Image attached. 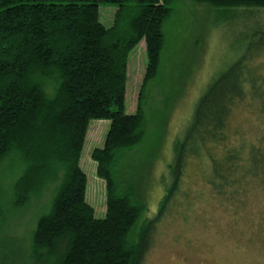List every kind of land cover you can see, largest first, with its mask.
<instances>
[{"label":"trees","instance_id":"1","mask_svg":"<svg viewBox=\"0 0 264 264\" xmlns=\"http://www.w3.org/2000/svg\"><path fill=\"white\" fill-rule=\"evenodd\" d=\"M175 1L0 0V163L14 154L23 164L13 182V206L56 184L31 234L28 261L21 264H142L158 223L183 193L193 158L207 160L206 182L233 209L244 204L250 188L264 186V131L250 142L229 129L234 108L248 95L264 115V76L249 64L254 52L264 50L263 25L257 40L194 103L173 140L167 176L160 179L163 195L151 216H144L147 205L133 178L119 171L125 151L145 134L146 88L158 73L163 25ZM192 1L232 14L264 8V0ZM105 4L115 6L110 25L101 20ZM142 40L146 65L136 108L129 112L128 63ZM91 119L110 120L103 145L91 152L105 182L102 217L87 200L80 165Z\"/></svg>","mask_w":264,"mask_h":264},{"label":"rangeland","instance_id":"2","mask_svg":"<svg viewBox=\"0 0 264 264\" xmlns=\"http://www.w3.org/2000/svg\"><path fill=\"white\" fill-rule=\"evenodd\" d=\"M114 10L112 4L101 5L105 25L111 24ZM230 11L217 10L208 3L176 0L163 25L165 43L159 70L146 88L145 134L140 144L125 151L119 163L120 173L133 178L138 197L147 205L144 216L155 212L163 195L160 179L167 176L173 140L189 120L197 98L245 52L249 42L257 40L260 26L264 27V8L249 13ZM249 64L264 76V50L254 52ZM145 65L142 40L128 63L129 112L136 108ZM261 112L259 102L248 95L234 108L230 131L256 141L264 131ZM109 123L108 119L90 120L80 158L87 175V200L100 217L106 210L105 182L96 174L91 152L103 145ZM22 168L21 159L14 154L0 163V264L28 261L31 234L37 218L49 208L56 185L50 183L28 203L15 207L13 182ZM209 171L205 158L188 162L181 182L183 193L175 200L172 212L158 223L142 264H264V186L250 188L244 204L233 209L212 192L205 180Z\"/></svg>","mask_w":264,"mask_h":264}]
</instances>
